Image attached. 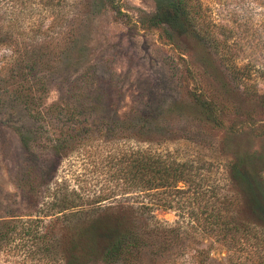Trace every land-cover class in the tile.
I'll use <instances>...</instances> for the list:
<instances>
[{"label":"rangeland","instance_id":"1","mask_svg":"<svg viewBox=\"0 0 264 264\" xmlns=\"http://www.w3.org/2000/svg\"><path fill=\"white\" fill-rule=\"evenodd\" d=\"M173 1L0 0V264L264 260L247 184L264 206V0H185L192 26L151 24ZM130 149L193 164L200 201L125 190ZM130 229L147 242L107 259Z\"/></svg>","mask_w":264,"mask_h":264},{"label":"trees","instance_id":"2","mask_svg":"<svg viewBox=\"0 0 264 264\" xmlns=\"http://www.w3.org/2000/svg\"><path fill=\"white\" fill-rule=\"evenodd\" d=\"M172 14L175 17L180 16L186 24L192 26L189 8L185 4V0L173 1L170 11L156 12V14L151 16V24H165L170 21ZM40 62L46 64L47 60L43 57L41 60L38 58H34L31 61L27 59L25 62L21 60L18 65L26 70H34ZM119 162L120 164L116 166L117 172L124 176L123 188L129 192L137 194L151 193L152 202L159 206L166 204L173 206L171 202L181 200V198H184L188 203L200 201L199 197L197 198V195L201 192L199 191L200 187L195 182L196 169L188 161L170 159L168 156L153 152L150 149H130L129 151H120ZM179 183H182L184 187H180ZM247 184L249 185V190L253 193L251 201L254 208L258 207L259 214L261 212L264 215V206L260 205L262 197L257 195V190L254 189L250 181ZM200 198L203 199V195ZM223 204L224 201L222 200H219L218 204H212L210 215L206 217L210 219V224H214L213 226L221 235L227 234L228 231V220H226V215L222 210ZM204 206L207 208V203H204ZM263 215L261 216L260 214L264 221ZM235 230L239 231V228L236 227ZM147 240L148 238L145 235L137 234L134 229L122 232L112 241L105 256L107 259L118 257L128 253L130 250L138 249ZM261 257L264 258V256ZM259 263L264 264V260L260 258Z\"/></svg>","mask_w":264,"mask_h":264}]
</instances>
